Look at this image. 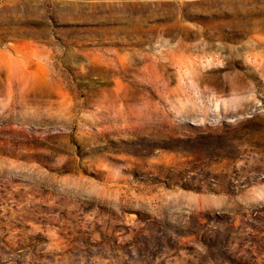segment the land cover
<instances>
[{"label":"rangeland","instance_id":"1","mask_svg":"<svg viewBox=\"0 0 264 264\" xmlns=\"http://www.w3.org/2000/svg\"><path fill=\"white\" fill-rule=\"evenodd\" d=\"M0 264H264V0H0Z\"/></svg>","mask_w":264,"mask_h":264}]
</instances>
